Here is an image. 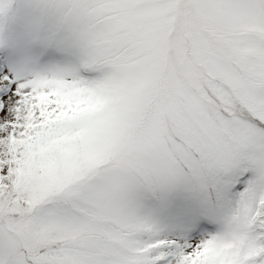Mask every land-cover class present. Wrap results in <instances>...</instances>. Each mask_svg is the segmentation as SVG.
<instances>
[{
    "label": "snow or ice",
    "instance_id": "snow-or-ice-1",
    "mask_svg": "<svg viewBox=\"0 0 264 264\" xmlns=\"http://www.w3.org/2000/svg\"><path fill=\"white\" fill-rule=\"evenodd\" d=\"M28 9L0 25V264H264V0Z\"/></svg>",
    "mask_w": 264,
    "mask_h": 264
},
{
    "label": "rangeland",
    "instance_id": "rangeland-1",
    "mask_svg": "<svg viewBox=\"0 0 264 264\" xmlns=\"http://www.w3.org/2000/svg\"><path fill=\"white\" fill-rule=\"evenodd\" d=\"M14 0H10L11 5ZM33 0H18L17 8L12 6L7 10L6 15L0 16V25H3V35L5 37H19L24 32L25 22L28 15V5Z\"/></svg>",
    "mask_w": 264,
    "mask_h": 264
},
{
    "label": "trees",
    "instance_id": "trees-1",
    "mask_svg": "<svg viewBox=\"0 0 264 264\" xmlns=\"http://www.w3.org/2000/svg\"><path fill=\"white\" fill-rule=\"evenodd\" d=\"M17 5V2L15 1L14 3H13V7H15Z\"/></svg>",
    "mask_w": 264,
    "mask_h": 264
}]
</instances>
